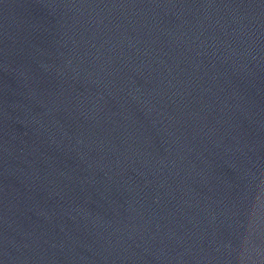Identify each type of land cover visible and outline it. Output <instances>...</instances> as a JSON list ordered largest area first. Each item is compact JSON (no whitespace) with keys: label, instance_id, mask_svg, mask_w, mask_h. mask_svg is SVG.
I'll return each mask as SVG.
<instances>
[{"label":"water","instance_id":"water-1","mask_svg":"<svg viewBox=\"0 0 264 264\" xmlns=\"http://www.w3.org/2000/svg\"><path fill=\"white\" fill-rule=\"evenodd\" d=\"M0 264H264V0H0Z\"/></svg>","mask_w":264,"mask_h":264}]
</instances>
